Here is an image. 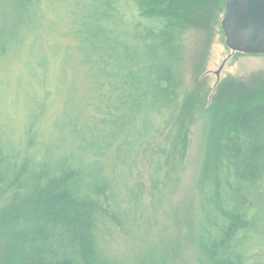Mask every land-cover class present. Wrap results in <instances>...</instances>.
<instances>
[{"label":"trees","instance_id":"trees-1","mask_svg":"<svg viewBox=\"0 0 264 264\" xmlns=\"http://www.w3.org/2000/svg\"><path fill=\"white\" fill-rule=\"evenodd\" d=\"M200 3L0 0V60L40 52L25 129H0V264H179L177 193L198 106L186 33ZM58 68L70 79L61 98ZM211 119L197 262L264 264V95Z\"/></svg>","mask_w":264,"mask_h":264},{"label":"rangeland","instance_id":"rangeland-1","mask_svg":"<svg viewBox=\"0 0 264 264\" xmlns=\"http://www.w3.org/2000/svg\"><path fill=\"white\" fill-rule=\"evenodd\" d=\"M5 1V0H3ZM14 1V0H12ZM75 0H67L72 4ZM198 17L191 19L188 29L187 57L185 62L186 84L189 93L198 99L197 115L191 128L190 147L186 167L177 193L179 205L180 237L179 264H199L196 246L192 239L198 196V177L205 155L208 129L214 109L236 107L252 98L264 95V55L234 52L226 45L222 28L228 0H202ZM11 2V0H10ZM202 6V7H201ZM209 18L205 22V18ZM39 50L22 48L16 55L0 60V129L22 132L28 117L27 80L31 65L37 63ZM57 57L59 58L58 54ZM52 58V56H51ZM61 58V57H60ZM62 59H60V63ZM58 68L51 79L57 88V98L68 95L70 79L63 81ZM10 100L17 105L12 111ZM12 112V113H11ZM11 113V115H10ZM14 119L12 121L11 119Z\"/></svg>","mask_w":264,"mask_h":264},{"label":"water","instance_id":"water-1","mask_svg":"<svg viewBox=\"0 0 264 264\" xmlns=\"http://www.w3.org/2000/svg\"><path fill=\"white\" fill-rule=\"evenodd\" d=\"M222 28L234 52L264 55V0H228Z\"/></svg>","mask_w":264,"mask_h":264}]
</instances>
